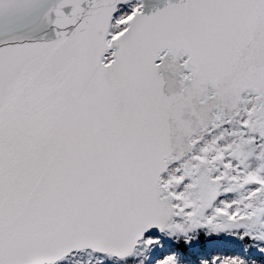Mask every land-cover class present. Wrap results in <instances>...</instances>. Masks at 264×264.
<instances>
[{"label": "snow or ice", "instance_id": "obj_1", "mask_svg": "<svg viewBox=\"0 0 264 264\" xmlns=\"http://www.w3.org/2000/svg\"><path fill=\"white\" fill-rule=\"evenodd\" d=\"M0 264H264V0H0Z\"/></svg>", "mask_w": 264, "mask_h": 264}]
</instances>
